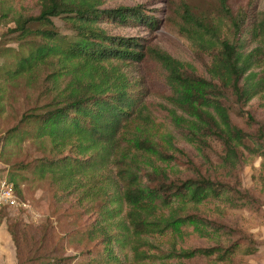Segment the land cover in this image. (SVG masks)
Masks as SVG:
<instances>
[{
	"label": "trees",
	"instance_id": "16d2710c",
	"mask_svg": "<svg viewBox=\"0 0 264 264\" xmlns=\"http://www.w3.org/2000/svg\"><path fill=\"white\" fill-rule=\"evenodd\" d=\"M107 1H0L1 16L12 14L13 39L27 48V53L16 50L14 63L4 68L6 76L34 73L44 65L51 69L46 75L50 99L23 113L20 122L2 135V145L33 139L58 153L69 146V153L62 156L39 157L36 175L54 177L63 190L85 186L82 199L105 194L89 232L90 237L103 233L100 250L90 251L93 256L82 260L76 256L84 250L46 256L41 263L193 264L196 258L214 263L236 253L241 241L247 253L255 252L256 241L239 234L241 229L189 209L216 203L219 208L244 209L254 217L264 214L258 197L241 186L238 172L247 154L260 157L257 179L264 182V127L247 131L231 115L232 101L243 106L259 96L264 106V10L256 14L247 6L233 10L228 0H220L224 14L217 21L191 12L185 32L199 50L211 55L201 74L148 45L143 36L111 32L105 24L141 22L154 28L160 18L141 3L104 6ZM55 16L65 18L72 32H62ZM150 55L166 69L171 120L201 151L210 138L220 140L219 164L231 179L212 177L199 168L194 175L181 176L165 165L174 155L153 135L156 105L124 69ZM241 113L257 122L248 110ZM167 141L175 146L172 134ZM13 174L0 181L14 182L19 193ZM2 210L25 211L8 226L18 247L20 233L31 222L28 210L11 205L1 206Z\"/></svg>",
	"mask_w": 264,
	"mask_h": 264
},
{
	"label": "rangeland",
	"instance_id": "374dc122",
	"mask_svg": "<svg viewBox=\"0 0 264 264\" xmlns=\"http://www.w3.org/2000/svg\"><path fill=\"white\" fill-rule=\"evenodd\" d=\"M140 3L146 6L148 13L160 18L157 27L151 28L141 22L124 25L107 23L105 26L113 33L143 36L148 45L180 59L189 70L201 74L206 72L211 55L199 50L185 29L190 26L191 12L208 20L217 21L224 14L220 0H108L104 6ZM228 5L233 10L247 6L254 14L264 10V0H228ZM33 11L38 10L34 8ZM53 19L62 32H72V27L65 18L55 16ZM14 25L12 14L6 16L0 14V178L10 177L11 173H16L14 177L18 183L20 196L33 206L40 217L35 219L26 211L31 222L25 225L24 233H20V245L17 247L8 226L19 219L20 215H24L25 211L0 212L2 223L0 264H42L41 260L46 256L74 255L84 250L76 256V259L80 257L82 260L85 256H93L90 251L96 252L103 246L99 241L103 233L98 232V237H90L89 232L90 227L100 216L105 194L96 193L82 199L81 193L85 186L78 185L75 189L63 190L61 183L54 177L39 178L36 175L34 165L39 157L62 156L69 153V146L62 153H58L51 151L50 146L43 148L33 139H26L20 144L12 141L2 145V135L20 122L23 113L41 105L51 96V85L46 79L51 69L46 65L38 67L34 73H26L16 78L6 76L4 68L14 63L16 50L27 53V48L21 46L17 39H13L16 34L10 29ZM5 47L12 48L8 50ZM124 69L139 85L147 89L148 99L156 105L153 111L156 122L152 132L160 147L174 155V158L171 157L170 161L165 163L172 173L181 176L194 175L195 168H199L212 177L231 179L226 175V169L219 164L223 153L220 140L210 138L201 151L185 138L181 129L171 120L168 114V108L171 106L168 102L170 89L165 80L166 69L161 62L150 55L141 62L125 66ZM231 103L233 107L231 115L238 125L247 131H254L259 126L264 127V106L259 96L253 98L247 105L240 106L234 101ZM243 109L251 112L257 122H249L241 113ZM169 134L173 135L175 146L167 141ZM125 143L129 144L130 141L126 139ZM260 162V157L247 154L246 163L238 172L241 186L257 196L264 209V182L257 179ZM21 165L27 166L23 169ZM106 171L105 169L104 173ZM100 176L99 173L96 174L95 180L98 178L99 181ZM220 207L216 203H209L200 205L198 209L189 210L241 229L242 232L239 234L251 236L258 248L253 253H247L246 244L241 241L239 250L227 260L212 263L213 261L206 258H196L192 261L193 264H264V214L254 217L244 209L223 205ZM112 227H109L108 231H111ZM62 237L63 242L60 243L59 239Z\"/></svg>",
	"mask_w": 264,
	"mask_h": 264
},
{
	"label": "built area",
	"instance_id": "2783aa9c",
	"mask_svg": "<svg viewBox=\"0 0 264 264\" xmlns=\"http://www.w3.org/2000/svg\"><path fill=\"white\" fill-rule=\"evenodd\" d=\"M3 205L21 207L27 209L35 219L40 217V214L35 211L33 206L17 192L14 182L7 178L0 181V207Z\"/></svg>",
	"mask_w": 264,
	"mask_h": 264
}]
</instances>
